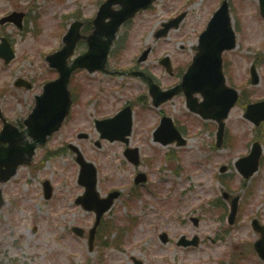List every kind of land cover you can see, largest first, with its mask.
Wrapping results in <instances>:
<instances>
[{
    "label": "rangeland",
    "instance_id": "obj_1",
    "mask_svg": "<svg viewBox=\"0 0 264 264\" xmlns=\"http://www.w3.org/2000/svg\"><path fill=\"white\" fill-rule=\"evenodd\" d=\"M221 1L158 0L119 31L108 63L110 70L118 73L108 76L81 73L73 77L72 87L80 86L83 91L78 95L81 101L77 99L71 109V117L45 147L37 148L31 167L20 168L11 181L0 187L5 200L0 209V264H134V260L142 264H232L233 253L239 254L246 243L256 241L259 234L252 230L250 221L256 218L264 224V122L258 128L248 122L241 103L230 111L225 121L226 142L219 150L214 148L217 126L191 114L184 97H174L163 105L164 114L187 139L184 147L164 148L152 143L149 131L158 120V112L155 110L153 116L150 112L143 115L132 142L142 153L139 170L151 174L150 183L162 187V194L156 198L145 192L143 197L125 203L130 197L132 170L122 163L120 147L108 145L104 156L92 143L96 138L94 117L109 113L111 101L114 100L116 108L145 91L142 83L125 72L137 65L155 75L161 88L173 86L178 82L179 71L183 74L191 63L197 37ZM102 2L0 0V18L12 11H22L27 17L22 29L12 24L0 26V34L10 38L15 50L9 66L0 60V86L4 85V91L7 89L3 103L11 120L23 119L31 108L33 94L40 93L43 83L55 78L56 73L47 69L44 56L59 48L62 33L74 19L72 14L80 13L82 18L92 20ZM229 3L238 42L236 50L222 56L224 66L229 62L225 77L240 93L250 95L247 103L259 102L264 100V20L258 16L255 0H229ZM181 12L185 16L179 27L155 39L161 24ZM85 49L80 44L75 55ZM143 50H149L150 54L137 64L136 55ZM166 56L172 63V76L157 64ZM251 64L258 71L257 86L249 81ZM17 77L32 81V89H16L13 79ZM96 101L107 102L108 107L102 105L97 110ZM81 132L90 133L89 141L77 138ZM255 140L262 146L259 169L249 179H243L235 163L248 154ZM67 143L79 147L84 157L97 165L100 196L114 186L121 190L122 196L104 215L106 221L115 223V229L103 240L115 241L119 227L131 226L129 218H137L132 229L125 233L120 248L95 246L94 252L88 251L86 236L94 214L75 204L84 188L78 185L79 167L74 154L66 149ZM48 150L59 152L55 157H45ZM168 153L173 154V159H167ZM145 159H151V165ZM221 166L226 167V172L221 173ZM45 180L52 188L48 200L43 196ZM224 192L240 198L232 227L226 223L224 210L212 206V201L219 198L223 208L229 206V202L221 199ZM159 205L162 213L158 212ZM164 206H167L165 213ZM190 216L199 218V226L189 222ZM73 226L83 228L85 235L77 237L71 230ZM163 232L169 238L165 244L158 237ZM180 235L189 238L197 235L201 243L188 249L178 247ZM239 263L264 264L255 255L242 256Z\"/></svg>",
    "mask_w": 264,
    "mask_h": 264
},
{
    "label": "water",
    "instance_id": "obj_2",
    "mask_svg": "<svg viewBox=\"0 0 264 264\" xmlns=\"http://www.w3.org/2000/svg\"><path fill=\"white\" fill-rule=\"evenodd\" d=\"M155 0H106L99 8L97 15L94 18L92 33L84 37L89 46L88 51L79 57L71 66H67V60L73 53L75 44L81 39L79 30L83 24L73 22L63 37V48L46 57V61L50 68H54L59 72V77L52 83H47L43 87V94L36 97V105L33 108L30 116L24 120L27 129L24 131L32 137L34 143L24 141L23 133H8L5 130L0 134V144L7 142L9 145L3 150L0 149V181L4 182L16 173L18 165L29 164L36 144L42 145L46 138L62 125L63 120L68 114V109L71 104L70 92L68 90V82L75 67L87 68L90 72L105 69L107 53L112 45L113 40L117 35L118 28L124 23L127 18L134 16L139 9L148 8ZM119 6L120 9L112 11V7ZM261 16L264 17V0H259ZM221 8L215 12L212 19L208 23L206 30L199 37V44L195 49L198 51L193 57V64L185 72L181 85L173 90L163 92V99H169L174 93L182 91L187 95V106L194 113H198L204 119L212 118L218 123V134L216 147L219 148L222 142V133L224 129L223 121L228 117L229 110L235 104L238 94L231 88L225 86L224 78L221 72V55L225 49H233L236 46L234 33L231 28V21L228 15V6L226 0L223 1ZM183 14L164 25V29L156 34V37L165 35L171 26L177 27L181 21ZM106 18L109 21H105ZM22 16L20 14H11L4 21H14L18 26ZM0 47V54L9 62L13 57L11 49ZM165 63L169 71V65ZM251 81L257 84L258 76L253 67H251ZM156 96L157 91L154 87L151 91ZM199 93L203 97V102L197 103L194 94ZM161 100L159 99V102ZM245 117L259 125L261 120H264V101L258 104H252L247 107ZM159 132L167 131V135L159 133L157 139L161 140L165 145L168 142L178 140V145L184 144L179 133L172 127L169 119H164L159 128ZM260 155V147L255 144L252 153L241 159L237 165L241 173L245 177L251 175L257 170L258 160ZM76 161L81 165L79 183L86 186V192L77 203L87 210H95L97 212V220L92 230L89 233V247L92 249L93 237L96 231V226L100 220V215L109 208L111 202L108 200L99 201L95 192V169L92 164H87L81 154L78 155ZM5 167L2 171L1 167ZM45 198L50 195V188L47 183L44 184ZM225 198L228 196L224 194ZM3 202L0 199V207ZM237 207V199L233 198L231 203L229 220L232 222ZM197 223L196 220H194ZM253 228L260 232L261 237L255 244V250L264 260V228L260 227L256 221L253 223ZM73 230L80 236L83 231L74 228ZM192 244H197V239L191 241ZM189 243V244H191ZM139 264V263H138Z\"/></svg>",
    "mask_w": 264,
    "mask_h": 264
},
{
    "label": "flooded vegetation",
    "instance_id": "obj_3",
    "mask_svg": "<svg viewBox=\"0 0 264 264\" xmlns=\"http://www.w3.org/2000/svg\"><path fill=\"white\" fill-rule=\"evenodd\" d=\"M107 72H109V73H111L110 71H107ZM144 73V72H143ZM147 77H149V78H152V80L155 82V79L151 76H149L148 74H146V73H144ZM142 80H144L145 81V79L143 78ZM143 81V82H144ZM146 82V81H145ZM1 97L2 96H0V100H1ZM1 103H2V101H1ZM3 104V103H2ZM112 104V103H111ZM124 105H127V106H129L130 108H132V116H138L139 115V113H141V111L142 110H144V109H146V107H149L150 105H152V103H151V100H150V98L147 96V89H146V91L145 92H143L142 90L139 92V93H136L135 95H134V99H132V101H130V102H127V103H125ZM105 108L106 107H108V104H105V105H103ZM122 106H120L119 108H116V112L115 113H118L121 109ZM152 107V106H151ZM102 108V105L100 106V105H98V107H97V110H99V109H101ZM110 111H112V105L110 106ZM159 110H160V115H161V117L163 116V114H161V109H162V105H160L159 106V108H158ZM98 142L99 143V148L101 147V146H103V144H108V142L106 141V140H102L101 139V137H100V133L97 135V138H96V140H95V142ZM118 145H121V146H123V144L121 143V144H119L118 143ZM125 146V145H124ZM67 148H71V146L70 145H68V147ZM141 185H139L138 187H140ZM153 187H155V188H157V189H160V187L159 186H153ZM164 208H167V206H164ZM158 211H160V209L158 210ZM166 211V210H165Z\"/></svg>",
    "mask_w": 264,
    "mask_h": 264
}]
</instances>
